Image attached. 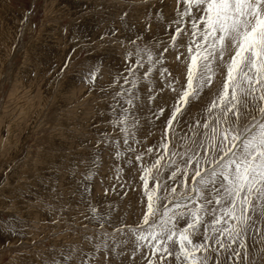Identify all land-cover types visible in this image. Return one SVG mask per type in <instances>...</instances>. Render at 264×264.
Masks as SVG:
<instances>
[{"label": "rangeland", "instance_id": "1", "mask_svg": "<svg viewBox=\"0 0 264 264\" xmlns=\"http://www.w3.org/2000/svg\"><path fill=\"white\" fill-rule=\"evenodd\" d=\"M176 8V0H0V264H47L73 246L78 251L71 264H78L79 250H92L83 238L97 236V226L85 219L91 216L89 204L109 213L113 223L138 222L144 203L138 172L124 163L132 154L124 152L119 129L109 123L119 90L113 81L127 75L125 53L136 47L129 41L140 37L137 44L144 47L169 40ZM109 30L115 36L101 40ZM178 50L186 54V48ZM165 56L164 66L180 76L183 56L177 61L171 49ZM94 69L93 82L88 73ZM135 78L143 96L137 102L142 140L137 148L143 150L159 141L164 120L150 124L148 108L154 111L165 101L170 107L175 94L165 90L149 105L143 70ZM155 79L158 83V72ZM220 80L217 75L213 87ZM211 96L205 89L192 98L185 119ZM106 137L119 143L97 145ZM125 233H116V240H126L123 248L130 250L134 237ZM247 243L251 249L253 240ZM121 259L128 257L114 264Z\"/></svg>", "mask_w": 264, "mask_h": 264}, {"label": "snow or ice", "instance_id": "2", "mask_svg": "<svg viewBox=\"0 0 264 264\" xmlns=\"http://www.w3.org/2000/svg\"><path fill=\"white\" fill-rule=\"evenodd\" d=\"M176 4L169 40L144 47L137 44L140 37L129 41L136 47L125 53L127 75L113 81L119 90L112 98L109 123L119 129L124 152L132 154L124 163L138 172L141 217L135 224L122 219L113 223L109 213L89 204L91 216L85 219L97 226V236L83 238L92 250H79L78 264H95L101 255V264H114L124 256L128 259L120 264H258L264 257V0ZM105 36H115V31L100 39ZM179 48H186V54ZM170 49L177 61L183 56L185 71L180 76L164 66ZM67 66L66 61L61 73ZM141 70L149 105L165 90L175 95L170 107L165 101L154 111L148 108L150 124L164 117L160 139L138 150L142 140L137 137V102L143 103V96L135 73ZM96 75L94 69L88 78L94 82ZM217 75L220 84L213 87ZM205 89L211 99L185 119L187 105ZM109 142L119 140L106 137L97 145ZM121 155L118 148L115 157ZM122 171L118 166L117 179ZM125 229L134 237L130 250L123 248L126 240H116V233L125 235ZM77 251L75 246L61 251L62 259L53 257L47 264H71Z\"/></svg>", "mask_w": 264, "mask_h": 264}]
</instances>
